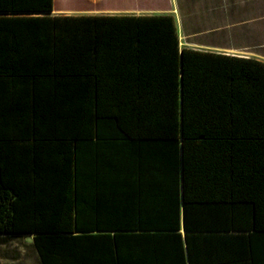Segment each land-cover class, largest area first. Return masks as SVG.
I'll list each match as a JSON object with an SVG mask.
<instances>
[{
    "label": "trees",
    "instance_id": "obj_1",
    "mask_svg": "<svg viewBox=\"0 0 264 264\" xmlns=\"http://www.w3.org/2000/svg\"><path fill=\"white\" fill-rule=\"evenodd\" d=\"M0 0V236L40 264H264V62L171 14Z\"/></svg>",
    "mask_w": 264,
    "mask_h": 264
},
{
    "label": "crops",
    "instance_id": "obj_2",
    "mask_svg": "<svg viewBox=\"0 0 264 264\" xmlns=\"http://www.w3.org/2000/svg\"><path fill=\"white\" fill-rule=\"evenodd\" d=\"M49 14H171L180 48L264 62V0H52ZM32 237L0 236V244L24 238L33 247ZM15 253L14 257H3L0 261L20 258L18 250ZM34 256L40 264L35 250Z\"/></svg>",
    "mask_w": 264,
    "mask_h": 264
},
{
    "label": "rangeland",
    "instance_id": "obj_3",
    "mask_svg": "<svg viewBox=\"0 0 264 264\" xmlns=\"http://www.w3.org/2000/svg\"><path fill=\"white\" fill-rule=\"evenodd\" d=\"M34 248L29 239L19 238L0 244V259L5 257H14L18 250L20 258L1 260L3 264H38L36 256H34Z\"/></svg>",
    "mask_w": 264,
    "mask_h": 264
}]
</instances>
